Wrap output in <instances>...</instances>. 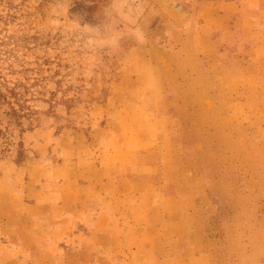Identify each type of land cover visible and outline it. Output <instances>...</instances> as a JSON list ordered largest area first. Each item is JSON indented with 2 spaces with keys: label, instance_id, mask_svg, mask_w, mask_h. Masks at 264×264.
Wrapping results in <instances>:
<instances>
[{
  "label": "rangeland",
  "instance_id": "obj_1",
  "mask_svg": "<svg viewBox=\"0 0 264 264\" xmlns=\"http://www.w3.org/2000/svg\"><path fill=\"white\" fill-rule=\"evenodd\" d=\"M223 1L186 38L179 0H0V264H264V0ZM122 148L172 180L154 226L39 210Z\"/></svg>",
  "mask_w": 264,
  "mask_h": 264
},
{
  "label": "crops",
  "instance_id": "obj_2",
  "mask_svg": "<svg viewBox=\"0 0 264 264\" xmlns=\"http://www.w3.org/2000/svg\"><path fill=\"white\" fill-rule=\"evenodd\" d=\"M185 4L186 8L184 10L189 13H191L189 8H192V6L198 8L195 9L197 13H199L197 16L198 21L195 25L196 31H204L208 27V24H210L209 28L212 30L231 29L233 26L229 23L224 24L223 20H225L226 17L235 15L239 5L235 6L234 3L223 0H204L201 3L196 0H189ZM178 10L180 11V16L177 20L179 31L181 35L185 34L187 38L189 26L184 25L183 27V19L186 17L185 11L183 10V0H179ZM198 33L199 32L195 33L196 38H198ZM199 51L198 47L193 50L191 47L183 45V54H186V56L193 55L197 58V56L201 54ZM119 152H121V155L126 156L122 158L113 156L110 158V160L113 158L116 159L113 164L115 169L112 173L109 172L110 169L107 171L105 168L103 169L102 165L98 167L92 164L89 167V177H84L86 182H83L81 181L83 176L79 170L75 168L74 173L78 175L56 184V188L51 191V195H53L51 196L52 200L50 202L46 200L39 201V210H69L65 214L64 212L62 213L64 214L63 219L69 216L68 219L73 218L72 221L74 222L83 217L85 210H97L100 217H102L104 213L102 210H107L108 213L113 216L112 221L116 224H120V219L126 217L131 220L135 228L142 224L149 227L154 226L151 221V215L154 211L153 205L156 201L155 198H164L165 200L174 198L169 189L172 180L166 179L164 176H152L143 173L129 174L130 170H124L125 165L130 164V166H132L131 164L136 163L135 157L133 156L135 153L131 155V160L127 161V151L122 148ZM119 152H117L116 155H119ZM142 164H140V166L143 167ZM107 166L112 167L110 164H106V167ZM152 171L153 168L145 170V172L151 173ZM39 192L41 194L44 193L42 190H39ZM64 194L68 197L61 198ZM20 204L19 208H15V210H23L24 204L27 203L21 200ZM98 210L100 211L98 212ZM110 210L114 211L110 212ZM115 213L118 214L117 217L114 216ZM68 219L64 221H68Z\"/></svg>",
  "mask_w": 264,
  "mask_h": 264
}]
</instances>
